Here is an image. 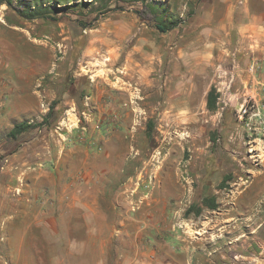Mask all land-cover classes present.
I'll return each instance as SVG.
<instances>
[{
  "label": "rangeland",
  "instance_id": "374dc122",
  "mask_svg": "<svg viewBox=\"0 0 264 264\" xmlns=\"http://www.w3.org/2000/svg\"><path fill=\"white\" fill-rule=\"evenodd\" d=\"M12 1L23 10L31 3ZM42 2L52 6L49 19H26L0 3V55L49 63L38 87L49 89L47 129L54 149L66 144L61 156L81 143L77 135L99 137L94 120L117 115L107 126L109 137L133 129L131 137L114 138L117 151L108 159L102 156L110 146L99 140L100 163L123 166L106 170L103 182L114 184L111 196L128 202L131 217L124 238L114 236L113 249H139L145 264H264V97L239 106L242 96L230 90L234 81L223 71L231 64L195 61L186 51L192 34L183 20L194 0ZM145 5L163 23L179 24L159 32L136 15ZM211 89L225 108L204 106ZM64 91L77 92L89 106L87 97L94 95L106 114L63 124L57 108ZM8 129L3 125L1 135L11 150L18 141L8 140ZM204 199L214 200V208Z\"/></svg>",
  "mask_w": 264,
  "mask_h": 264
},
{
  "label": "crops",
  "instance_id": "0c3cea01",
  "mask_svg": "<svg viewBox=\"0 0 264 264\" xmlns=\"http://www.w3.org/2000/svg\"><path fill=\"white\" fill-rule=\"evenodd\" d=\"M192 5L193 11L183 20L192 34L186 39V51L195 61L231 64L223 71L234 81L230 90L242 96L239 106L256 97L261 101L264 0H194ZM44 71L49 73L48 62L44 66L33 58L0 55V264H145L146 256L139 249L133 254L123 247L113 249L114 236L124 238L131 217L126 214L128 202L111 196L114 184L103 182L106 170L120 167L99 161V140L110 146L102 156L108 159L117 151L111 147L114 138L131 137L133 129L110 137L101 132L99 137L85 135L83 142L61 156L65 143L54 149L43 122L49 111V89L38 87ZM93 96L87 97L89 106L79 102L77 92H62L57 108L61 122L88 123L93 113L106 114L105 106ZM20 122L41 126L19 134L13 149L5 148L2 126L8 125V133ZM152 205L160 211V204ZM135 215L132 219L139 221L141 217Z\"/></svg>",
  "mask_w": 264,
  "mask_h": 264
},
{
  "label": "trees",
  "instance_id": "16d2710c",
  "mask_svg": "<svg viewBox=\"0 0 264 264\" xmlns=\"http://www.w3.org/2000/svg\"><path fill=\"white\" fill-rule=\"evenodd\" d=\"M43 0H31V3L27 6L26 10L20 8L21 6L17 3H14L12 0H0V3H5L8 7H10L17 15L26 19H34V18H45L49 19L53 15V11L49 12L48 10L52 9V6L46 2H42ZM145 1V0H143ZM136 15L144 21H150L153 23L155 29H157L161 33H166L175 27L179 23L176 21H170L168 24L162 22L161 18L157 14L156 10L152 6L145 5L143 9L135 12ZM216 98L214 97V90L207 94V107L211 110L215 108ZM51 117V111L49 110L43 122L48 126L49 119ZM111 124L107 119H103L100 128L101 133H106L107 126ZM36 126H41L40 124H29L27 122L16 123L11 130L7 133V137L12 140H17V136L28 131L30 128H35ZM46 126V127H47ZM112 126V125H111ZM110 126V127H111ZM205 203H210V207L214 208V200L204 199ZM194 206L189 207L187 212L192 211Z\"/></svg>",
  "mask_w": 264,
  "mask_h": 264
},
{
  "label": "built area",
  "instance_id": "2783aa9c",
  "mask_svg": "<svg viewBox=\"0 0 264 264\" xmlns=\"http://www.w3.org/2000/svg\"><path fill=\"white\" fill-rule=\"evenodd\" d=\"M103 119H107V120L109 121V123L111 124L112 122H115V120H117V115L114 114L113 116H110V117H108V118L104 117ZM92 120H93V119H92ZM94 122H95V127H96V128H98V127L101 125V123H102V121L98 123V121L96 122L95 120H94ZM61 130H62L61 127H57L56 132H57V131H61ZM58 136L60 137V140H62V141H64V142H68V143H70L71 140H72V137H70V136H68V135H66V134H65V135H61L60 133H58ZM76 139H77L79 142H83L84 137L82 136V133H81L80 135H77Z\"/></svg>",
  "mask_w": 264,
  "mask_h": 264
}]
</instances>
